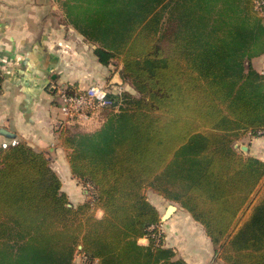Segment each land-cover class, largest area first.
<instances>
[{
  "label": "trees",
  "instance_id": "16d2710c",
  "mask_svg": "<svg viewBox=\"0 0 264 264\" xmlns=\"http://www.w3.org/2000/svg\"><path fill=\"white\" fill-rule=\"evenodd\" d=\"M255 2L66 0L69 24L138 95L122 92L95 132L59 129L93 189L78 206L45 153L0 148V264H185L149 230L162 222L149 191L201 223L225 264H264V162L235 148L264 131V76L247 63L264 49Z\"/></svg>",
  "mask_w": 264,
  "mask_h": 264
},
{
  "label": "crops",
  "instance_id": "0c3cea01",
  "mask_svg": "<svg viewBox=\"0 0 264 264\" xmlns=\"http://www.w3.org/2000/svg\"><path fill=\"white\" fill-rule=\"evenodd\" d=\"M65 3L66 0H0V66L4 69L0 148L5 142L17 140L45 153L62 181L70 205L78 206L92 198L88 191L76 186L78 179L59 138V93H73L92 85L119 93L130 86L122 78V67L118 68L117 62L102 64L83 35L69 24ZM250 63L264 76V49ZM245 140H249L246 152L245 145H239ZM238 146L244 155L264 162V138L248 135L235 144L237 150ZM157 196L161 198L160 206L152 204L161 215V224L172 230L170 239L164 242V247L174 252L172 260L225 264L215 253L204 226L179 203ZM171 207L174 211L165 219ZM102 216L103 212L98 211L97 217ZM138 244L147 247L149 240L141 238Z\"/></svg>",
  "mask_w": 264,
  "mask_h": 264
},
{
  "label": "built area",
  "instance_id": "2783aa9c",
  "mask_svg": "<svg viewBox=\"0 0 264 264\" xmlns=\"http://www.w3.org/2000/svg\"><path fill=\"white\" fill-rule=\"evenodd\" d=\"M255 5L257 11L264 17V0H256ZM0 78H4V69L2 66H0ZM122 92L117 93L101 85H92L84 90L73 93L61 91L59 93L60 109L64 118L58 122L57 128L62 129L73 121L83 123L94 120L104 109L117 108L116 103L120 99ZM18 144L19 142L17 140H12L11 142L3 143L2 148H9ZM87 187L92 193V187L89 185ZM159 229V225H156L152 226L149 230L157 231L154 237L158 238V243L164 244V236ZM79 258L80 262L77 264H84L87 260L85 256H80Z\"/></svg>",
  "mask_w": 264,
  "mask_h": 264
},
{
  "label": "rangeland",
  "instance_id": "374dc122",
  "mask_svg": "<svg viewBox=\"0 0 264 264\" xmlns=\"http://www.w3.org/2000/svg\"><path fill=\"white\" fill-rule=\"evenodd\" d=\"M68 22H69V21H68ZM70 25H71V24H70ZM71 26H73V25H71ZM73 27L75 28V26H73ZM83 37H84V40L89 44V47L92 49V52L94 53V50H95V48H96L95 43L90 42L89 39H87L84 35H83ZM247 63H250V62L248 61ZM117 67H118V68H119V67H122V69H123V65H122L121 63H118V66H117ZM118 68H117V69H118ZM253 69H254V68H253ZM129 86H130V88H128L127 90H124L123 92H124V93H125V92H128L129 94H132V95H136V96H137L138 94H137V92L134 90V88L132 87V85L129 84ZM0 90H2V85H1V87H0ZM116 111H117V110H116ZM59 113H60V119H63L64 116H63V114H62V112H61V109H59ZM71 125H73V124L69 123V124H68V127H70ZM102 125H103V122H102L100 119H98V120H97V119H94V120H91V121H85V122H83V123L81 122V123H80V128L73 129V130H71V131H75V132H78V131H81V132H87V131L95 132V131L99 130V129L102 127ZM56 127H57V126H56ZM249 136L252 137V138H253V137H262V138H264V131H260V132L255 133V134H249ZM244 138H245V137H244ZM244 138H243V139H244ZM241 140H242V139H241ZM248 144H249V140H245V142L242 141L241 143H239V145H245V146H247ZM64 150H66V149L64 148ZM238 150H239V151H243V150L241 149L240 146H238ZM245 152H246V151H245ZM49 155H51V154L49 153ZM76 186H77L79 189H84L85 191H88V193L90 194V198H92V193L90 192V189L87 187V185L82 184V183L78 180ZM148 198H149V200H150L151 203L160 206L161 198H160V197L158 198V196H157L156 193L154 194L153 191H149V196H148ZM159 228H160L159 231H161L162 235L164 236V240H165V242H166L167 240L170 239V232H172V230L170 231L171 228L164 227L162 224H159ZM174 233H175V232H174ZM174 233H173V234H174ZM174 237H175V236H174ZM175 238H176V237H175ZM175 238H173V240H174ZM78 262H80L79 255L76 257L74 264H77ZM84 264H88V263L84 262Z\"/></svg>",
  "mask_w": 264,
  "mask_h": 264
},
{
  "label": "water",
  "instance_id": "95a60500",
  "mask_svg": "<svg viewBox=\"0 0 264 264\" xmlns=\"http://www.w3.org/2000/svg\"><path fill=\"white\" fill-rule=\"evenodd\" d=\"M243 150L247 151L248 148L246 146H243ZM174 211V207H171L170 210L168 211V213L165 215V219H167V217L170 216V214Z\"/></svg>",
  "mask_w": 264,
  "mask_h": 264
}]
</instances>
